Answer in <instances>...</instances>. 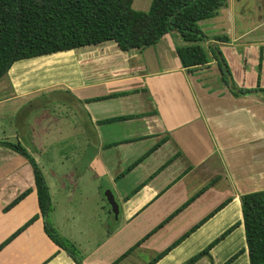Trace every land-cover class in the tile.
<instances>
[{"label":"crops","instance_id":"crops-1","mask_svg":"<svg viewBox=\"0 0 264 264\" xmlns=\"http://www.w3.org/2000/svg\"><path fill=\"white\" fill-rule=\"evenodd\" d=\"M151 1L133 0L132 8L147 11ZM253 1L227 0L218 16L199 22L207 37H228L204 47L218 44L237 90L264 88V36L245 24ZM181 45L172 32L143 50L124 52L107 41L45 55L63 76L49 83L51 98L42 93L47 87H30L33 79L18 75L20 61L0 78V245L37 216L0 249V264H73L44 233L30 164L5 142L20 143L40 166L50 221L77 246L82 264H184L211 244L191 264H226L234 256L229 264H250L240 198L264 190V95H233L212 57L182 67ZM48 104L63 108L51 121L52 142L82 150L65 170L43 164L36 151L47 147V132L39 135L19 117L26 105ZM48 173L67 201L79 192L60 225ZM105 189L119 205L117 219ZM96 216L100 237L80 242L75 229L85 235Z\"/></svg>","mask_w":264,"mask_h":264},{"label":"trees","instance_id":"trees-1","mask_svg":"<svg viewBox=\"0 0 264 264\" xmlns=\"http://www.w3.org/2000/svg\"><path fill=\"white\" fill-rule=\"evenodd\" d=\"M132 2L0 0V78L19 60L107 41H114L124 52L143 50L158 43L164 35L175 32L184 42V45L176 47L182 67L192 70L205 66L212 57L233 95H264V88L259 86L237 90L230 82V69L217 44L228 42V37L217 35L209 38L199 26L200 21L218 16L220 10L227 6V0H152L147 11L134 10ZM209 40L217 43L205 48L204 43ZM3 145L25 157L32 168L44 233L71 258L73 264H82L77 246L62 237L50 221L52 202L40 166L20 143L5 142ZM29 191L20 194L11 205L20 201ZM240 200L249 263L264 264V190L244 194ZM36 218L33 217L18 229L0 245V249ZM212 245L184 264H191L207 254Z\"/></svg>","mask_w":264,"mask_h":264},{"label":"rangeland","instance_id":"rangeland-1","mask_svg":"<svg viewBox=\"0 0 264 264\" xmlns=\"http://www.w3.org/2000/svg\"><path fill=\"white\" fill-rule=\"evenodd\" d=\"M262 1L264 3V0ZM263 3L261 7L254 0L251 3V7H249L251 10V13L245 17V20H246L245 24L254 25L255 26L254 32H257V31L261 32L260 34L255 33V35H262V36H264V4ZM260 13L262 14V16L260 15ZM251 31H252V28H251ZM36 60L37 62H34L32 58L19 60L21 62V65L19 66H21V68L23 69L21 70V73L20 72L18 73V75L20 74L22 77L25 76L26 78L33 79L32 81H30V83H32L30 84L31 85L30 87H34V88L47 87L43 89L44 91L42 90V93L44 94V96L51 98V96H53V93H50L52 90L50 88L49 83L56 81V79H61L62 73L57 72L56 68L51 67V64H52L51 57L41 56V57H37ZM38 63H45V64L38 65ZM27 64H32V65H30L29 68H27ZM25 69L27 70L25 72H22ZM63 71H67V69L65 68ZM4 80L5 79H2V81ZM2 92L3 91H1L0 93ZM42 107L43 106L36 108V107H32L31 105H26L24 108H22V110H20L21 112H19V115H20L19 117L22 119L23 123H24V120H27V123L25 122V124H27L29 127H32L35 130L37 127L39 135L42 132H47V136H48V139L46 140L47 147H45L44 151L40 149L36 151V154L41 158L43 164L44 165L52 164L54 167L58 168V171L65 170L69 168L68 166L69 161L73 159L76 160L77 158L82 156V150L73 149L70 143H68L64 147V145L60 142L59 143L52 142L53 138L52 139L50 138V137H53L54 135L52 122L56 120V118L54 117L56 114H63L61 110L63 108H60L59 106H56L53 104H48L46 106L47 107L46 109H43ZM54 123H56V121ZM41 124H45L44 129L40 126ZM67 127L68 126L66 122V124L64 123L60 124L58 129L63 130L64 132L67 129ZM76 168H79V166H77ZM48 179L51 185L52 195L54 197V201L56 204V209H55L56 212H55L54 217H55V220L58 219L57 225L58 224L60 225V223H63L65 220L64 215L69 214V213H66L68 208L70 209V212L74 210L75 205L71 201L77 200L76 195L79 194V192L77 191L76 194L70 198V201H67L68 200V198L66 197L67 195L66 193H63L64 192L63 190L65 189L64 188L63 190L60 189L59 182L53 180L54 176L48 173ZM63 183H64V186L68 184H72L71 182H63ZM81 186L83 187V184ZM106 190L108 189H105L103 191V194L105 193ZM86 201L87 203L85 204V206H87L90 211H93V207H94L93 199L90 197H87ZM95 220L90 223L89 229L86 230L85 235L83 232V228L81 230L83 232L82 234L78 232L80 229L79 230L78 228L75 229L74 233L80 242L82 241L87 242L88 240L95 239L97 236L100 237L101 229H99L98 227L100 226L101 222L98 221V216H96ZM70 221L73 222V220H70ZM99 237L97 239H99ZM84 247H87L86 244H84Z\"/></svg>","mask_w":264,"mask_h":264},{"label":"water","instance_id":"water-1","mask_svg":"<svg viewBox=\"0 0 264 264\" xmlns=\"http://www.w3.org/2000/svg\"><path fill=\"white\" fill-rule=\"evenodd\" d=\"M104 199H105L106 203L108 204L113 217L115 219H117L118 214H119V205H118L117 201L115 200L113 192L110 189L105 191Z\"/></svg>","mask_w":264,"mask_h":264}]
</instances>
